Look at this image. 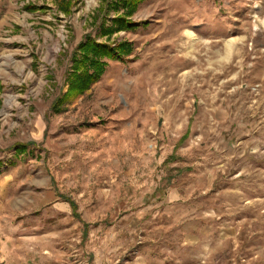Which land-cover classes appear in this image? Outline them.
Masks as SVG:
<instances>
[{
  "label": "rangeland",
  "instance_id": "1",
  "mask_svg": "<svg viewBox=\"0 0 264 264\" xmlns=\"http://www.w3.org/2000/svg\"><path fill=\"white\" fill-rule=\"evenodd\" d=\"M73 1L0 0V264H264V0H146L64 100L108 5Z\"/></svg>",
  "mask_w": 264,
  "mask_h": 264
},
{
  "label": "trees",
  "instance_id": "2",
  "mask_svg": "<svg viewBox=\"0 0 264 264\" xmlns=\"http://www.w3.org/2000/svg\"><path fill=\"white\" fill-rule=\"evenodd\" d=\"M61 1V0H60ZM108 5L105 10V21L98 26L97 36L88 34L84 42H82L76 56L72 59L73 66L69 75V91L65 95L64 100H69L77 95L84 94L91 86L97 83L106 73L109 62L129 63L133 61L130 56L134 52V44L130 41L123 40L120 43L111 42L112 37L118 33L135 32L143 25L135 22L134 15L140 6L146 0H105ZM75 4L73 0H62L59 8L66 14H70L71 5ZM29 13H41L46 8L34 4H27L23 8ZM114 11L116 16L110 18L109 14ZM106 38L105 41H99V38ZM3 86L0 83V90ZM29 152L28 144H19L15 147V154L25 155ZM69 201L74 209L73 215L77 217L75 210L76 203L70 199Z\"/></svg>",
  "mask_w": 264,
  "mask_h": 264
}]
</instances>
